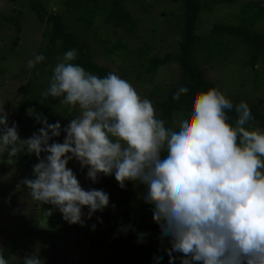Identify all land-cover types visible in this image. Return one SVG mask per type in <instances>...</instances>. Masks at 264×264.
Masks as SVG:
<instances>
[{
	"label": "clouds",
	"instance_id": "obj_1",
	"mask_svg": "<svg viewBox=\"0 0 264 264\" xmlns=\"http://www.w3.org/2000/svg\"><path fill=\"white\" fill-rule=\"evenodd\" d=\"M76 56L75 49L64 54L42 93L80 110L63 129V143H49L61 135V124L39 114L43 127L20 139L0 109V153L7 152V163L25 150L39 160L35 178L21 182L31 199L52 205L72 225L84 226V208L88 219L106 209L109 195L85 190L67 167L75 159L93 183L101 174H114L121 188L126 182L146 186L144 201L154 206L162 237L170 238L169 264L176 259L173 252L183 254L181 264H264V132L245 127L254 119L248 104L235 106L233 127L227 115L232 102L212 88L195 94L190 114L180 112L166 127L152 102L128 81L114 73L91 74L73 63ZM44 59L36 55L27 67ZM187 92L181 86L173 100ZM0 264H9L2 248ZM22 264L43 261L34 253Z\"/></svg>",
	"mask_w": 264,
	"mask_h": 264
},
{
	"label": "rangeland",
	"instance_id": "obj_2",
	"mask_svg": "<svg viewBox=\"0 0 264 264\" xmlns=\"http://www.w3.org/2000/svg\"><path fill=\"white\" fill-rule=\"evenodd\" d=\"M46 13L52 12L64 15V8L57 0H38ZM263 0H200L201 9L196 22L197 34L205 33L214 21H226L238 10L241 3ZM124 5L135 21L136 30L133 37L122 29H112L101 24L97 27V37L88 36L87 41L92 52V59L98 65L107 68L128 81L141 98L149 99L152 104L159 99L163 91L172 85L178 77L177 65L169 63L159 66L155 72L145 74L138 67L133 57V51L143 42H147L153 53L159 57L166 53L174 54L179 40L176 28L164 19L168 12L175 11V3L170 0H123ZM261 2V3H262ZM20 12L18 43L10 47L13 31L9 23L0 24V109L8 114V126H12L13 115L17 101L26 83L31 79L28 61L33 59L43 46L41 33L43 23L29 8V0H17L14 4L0 1V15H16ZM259 20L258 28L261 29ZM104 37L111 44L119 41L124 45L117 50L119 55L108 54L100 46L98 38ZM108 45V48L110 47ZM211 64H201L200 68L206 80L221 91L227 99L235 102L255 103L264 95V85L253 87L254 73L246 65L239 51ZM154 92V93H153ZM153 93V94H152ZM154 106V104H153ZM76 115L80 110L75 107ZM264 112V104L260 106ZM57 119L61 124V135L54 137L49 143H63L70 119L64 118L57 109ZM72 118V119H73ZM176 117L173 118V121ZM172 127V125H171ZM257 127H252L256 130ZM34 133L27 129L19 132L20 139H28ZM46 154H41V159ZM39 163L36 157L28 163L0 160V247L9 237H14L29 230L25 243L8 259L9 264L34 253L38 254L43 264H51L50 239L43 231H55L56 259L55 264H141L142 254L146 255L144 264H167L166 249H171L170 238L161 235L160 227L153 220V212L147 213L143 204L147 194L146 186L137 183L128 194L129 200L123 201L122 194L113 182L111 176L99 175L97 182L87 178V168H81L80 163L72 159L67 167L72 169L80 185L85 190H103L109 195V206L102 212L98 211L88 219V209L84 208V226L69 224L63 219L58 209L50 204L33 201L29 189L21 182L24 179H34L33 166ZM52 214L47 215L46 211ZM95 226V227H93ZM141 234H143L141 236ZM158 243L160 250L157 252ZM173 257L181 264L182 253L173 252ZM196 264V262H194Z\"/></svg>",
	"mask_w": 264,
	"mask_h": 264
},
{
	"label": "trees",
	"instance_id": "obj_3",
	"mask_svg": "<svg viewBox=\"0 0 264 264\" xmlns=\"http://www.w3.org/2000/svg\"><path fill=\"white\" fill-rule=\"evenodd\" d=\"M0 1L11 4L17 2V0ZM57 1L64 8L65 16L52 12L46 13L40 1L29 0L30 10L44 24L41 33L44 43L37 55H43L45 59L31 68V79L23 87L17 101L12 121L16 124L18 133L24 129L38 132L43 124L38 123L37 114L46 117L49 124L55 123L58 116L57 109H60L61 115L68 120L76 115L75 108L61 103L62 98L51 96L44 98L42 96L49 86L55 65L62 60L67 51L75 49L77 56L73 63L82 66L85 71L103 78L113 72L93 61L87 37H97L99 24L112 29H122L131 37L135 34V21L126 9L123 0ZM170 1L176 5L175 11L168 12L164 19L171 23L178 33L176 52L174 54L166 53L159 57L153 53L152 47L147 42H143L138 49L133 51V57L138 67H141L148 75L155 72L161 65L169 63L177 65L178 77L176 81L163 91L159 99L153 101L157 116L165 121L166 127H171L173 118H177L180 112H184L185 115L190 114L195 94L215 88L210 81L205 79L200 68L201 64H211L219 60L220 57L224 59L225 54L230 56L239 51L243 55L244 65L254 73L253 87L258 88L264 85V0L263 2L241 3L238 10L231 14L228 20L212 22L203 34H197L195 30L201 9L200 0ZM14 12L16 15L7 17L0 15V24L9 23L12 27L14 35L10 39L11 48L16 47L20 32V12ZM259 20H263L261 29L258 28ZM98 42L108 54L119 55L116 51L124 48V45L119 41L110 45L111 42L108 39L100 36ZM108 45H110L109 48ZM181 86L188 88L187 94L182 95L178 101L173 100V95ZM231 102L234 107L230 112H227V115L229 116L228 123L234 127L237 119L235 106L240 102ZM247 104L254 119L245 127L252 130V127L256 126L257 129L264 132V112L260 110V106L264 104V95L255 103ZM29 109H33L34 113L29 114ZM35 158L34 154L29 155L25 150L14 157L13 161L28 163ZM0 160H8L7 152L0 153ZM137 183L126 182L125 187L121 188L116 179L113 182L114 186L120 190L123 201L129 200L128 194ZM143 208L147 213L154 211V206L149 203H144ZM158 227L160 226L156 224L155 228ZM43 233L51 240V264H55L56 251L54 247L57 234L55 231L49 230H44ZM28 235L29 230L9 237L2 243L0 248H2L3 256L7 261L25 243ZM159 250L160 244L158 243L157 252ZM145 258L146 255L142 254L141 264H144ZM23 259L12 264H22ZM166 261L169 264L168 255ZM174 264L178 263L174 261Z\"/></svg>",
	"mask_w": 264,
	"mask_h": 264
}]
</instances>
